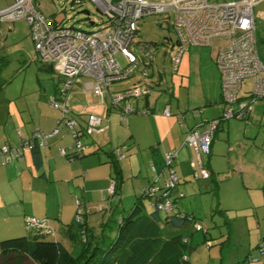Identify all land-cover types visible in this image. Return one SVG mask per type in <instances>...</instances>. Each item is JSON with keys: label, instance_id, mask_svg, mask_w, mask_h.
I'll list each match as a JSON object with an SVG mask.
<instances>
[{"label": "crops", "instance_id": "1", "mask_svg": "<svg viewBox=\"0 0 264 264\" xmlns=\"http://www.w3.org/2000/svg\"><path fill=\"white\" fill-rule=\"evenodd\" d=\"M12 3L13 0H0V9ZM31 42L25 21L20 20L13 24L1 25L0 81L4 85L0 87V147L5 144L18 146L30 141L36 129L50 133L56 127L60 116L59 111L50 106L52 99L56 98L60 80L50 68L41 65L36 53L33 58ZM209 47H211V42L207 48ZM215 53L205 55L200 51L201 56L204 55V58L207 59V68L205 69L208 71L207 74L210 77L212 88L210 91L211 96L203 97V102L191 103V105L188 102L183 103L182 107H184L181 111L182 107L179 106V103L172 102L173 95H169L168 98H166L165 92L160 94L156 92V94L151 95L152 90L155 89L151 90L148 85L151 90L150 94L136 99L133 103L135 107L130 106L133 112L127 114L124 121L121 120L120 116L119 124L125 130L115 126L118 130L124 131V138L126 135L127 138L126 143L121 145L123 139L120 138L117 139V143L114 145L116 147H126L124 158L118 161L114 160L111 149L113 148L111 146L113 135V133L111 135V128L113 124L111 123L112 118L109 116L110 108L103 110V108L96 106L103 104L106 96L103 101H99L90 92L96 99V105L88 108L101 114L98 117L101 122L98 131H87V117L84 118V114L79 111L81 108L78 99L84 86L90 80L85 77L78 78L70 90L68 105L70 114H72L69 116L76 121L80 144L86 147L81 152L80 157L68 159L61 156L58 149L64 148L68 152L73 143L72 138L68 135L65 137L55 136L46 140L47 146L45 148H36V150L24 152L20 159L6 166H0V241L17 237H29L31 239L33 237L32 233L26 231L24 226V220L30 217L49 220L46 224L51 229L53 236L56 235V240L49 241H55L63 247L61 241L57 240L58 236L59 239L77 241L78 243V227L76 226V228L73 225V220L79 219L81 225L86 226L88 229L86 230L88 249L97 245L105 250L117 239L119 220L131 213L134 203L138 199L137 193L139 190L143 191L148 184H154L155 188L161 191L164 188L170 169L174 171L178 178V184L172 191L174 195L173 212L186 213L180 211V209L182 210L180 198L176 197L175 191H178L179 185H182L181 180L184 183L189 182V167H192V163H195V167H192L193 172L199 173L200 170L195 152L184 145V139L188 130L194 127L201 129L203 127L201 124L206 121L195 123V120H193L194 115L191 114V118L185 115L190 110H200V104L214 106L216 108L214 114L218 112L216 119L223 112L220 76L216 74L215 70L211 71L213 68L211 59L213 57L214 62ZM31 64L34 67L35 86L33 88L27 86L25 89L24 85H13L8 88L5 78L9 75V71L25 70ZM142 83L147 85V82L140 78V81L138 80L135 84H132L133 86L129 89ZM245 92L241 94V98L247 95ZM162 96L165 99H161ZM69 100H72L71 103ZM75 100L77 102H74ZM195 105H197V108ZM166 107L169 108L170 112L168 117L162 114ZM142 111L148 113L142 114ZM202 113L205 114L204 111H201ZM180 118H182V122H178ZM204 118L203 120H206ZM88 135H92V138L87 137ZM214 138L215 133L213 140ZM105 140L107 143H105ZM128 142H131V144L128 145ZM126 144L130 147L127 148ZM109 145L111 147L107 149ZM213 146L211 145L212 148ZM212 148L208 156L200 159L202 167H204V170L208 169L210 174L213 172L211 167L216 162H213L216 155ZM171 152H176V156L170 161L169 166H166L164 155ZM36 155L39 157V164L37 165L34 161ZM135 156L141 159L140 164L135 165V168L139 170L136 176L133 175L134 165L132 163ZM119 161H122V163ZM113 162L117 169L114 168ZM209 173L208 176H199L198 179L209 178ZM154 176L158 178L155 183L151 180ZM111 179L116 180L117 183L116 193L113 196L107 194ZM126 183H129L127 189H125ZM197 186L201 190L207 189L202 182H198ZM129 193L131 198L125 203L126 198L130 196H126ZM152 198H145L149 200L147 201V209L152 210ZM76 200H79V205L76 204ZM142 200L141 204L144 208V201L146 200L143 198ZM177 203L180 204V208ZM142 214L148 215L144 212ZM89 222L91 224L88 226ZM140 226L146 227V220L142 216L134 224L133 232L138 231ZM166 229L168 228L165 227ZM193 229H184L180 233L190 232L192 237ZM166 231L177 233L178 229L171 226ZM25 232L30 234L26 235ZM231 233L233 232L229 226V235ZM203 240H205V236H203ZM189 241L190 249H193L191 246L194 240ZM260 241L262 240L255 238L256 245ZM81 248L82 246L75 249V256H78ZM17 257L19 256H12L11 258ZM17 261H21L22 264H35L29 257H21ZM223 263L224 261L221 259L220 264ZM0 264H8V261L0 256Z\"/></svg>", "mask_w": 264, "mask_h": 264}, {"label": "built area", "instance_id": "2", "mask_svg": "<svg viewBox=\"0 0 264 264\" xmlns=\"http://www.w3.org/2000/svg\"><path fill=\"white\" fill-rule=\"evenodd\" d=\"M96 10L105 17V26L94 31L86 32L61 23L42 15L36 0H13V3L0 9V35L2 24H13L20 20L26 22L29 37L41 65L50 68L59 78L60 86L56 98L50 106L59 111L56 127L45 133L36 129L30 141L18 146L2 145L0 147V166L18 160L24 152L34 147L45 148L46 140L55 136H70L73 140L70 150L59 148V154L68 159L81 156L85 149L78 140L76 121L70 117L68 97L71 86L80 77L90 81L84 87L99 101L108 97L111 108L119 109L120 102H125L121 111V120L133 112L128 104L129 100L146 97L150 94V87L141 84L120 94L109 93L108 87L116 82L130 78L143 64L148 66L155 53V46L150 44H134V36L139 28L140 21L145 17L159 16L171 18L170 27L175 34L176 54L171 57L172 72L176 71L182 54L191 47L209 46L210 42L223 40L226 46L218 51L214 58L220 76V95L223 112L217 119L204 122L208 128L200 130L194 127L187 131L184 145L191 148L196 155L199 173L194 172V179L206 177L208 173L203 169L200 159L207 156L210 150L213 134L220 124L230 118L242 119L248 116L251 106L257 101H264V63L257 51V29L254 9L264 0H233L222 3H209L207 0H90ZM80 4L81 0H73ZM94 26V24H93ZM117 55L126 62L122 66ZM144 62V63H143ZM146 76V72H142ZM250 81L252 89L247 91L245 98H241L243 84ZM147 114V111H142ZM162 114L170 116L169 108ZM100 118L89 115L86 130H99ZM115 161L125 156V147L112 151ZM176 156V152L164 155L165 164ZM195 167V163L191 164ZM152 177V182L157 181ZM178 184V178L173 170H169L164 188L159 191L154 184L145 188L141 194L152 198L151 207L164 214L173 212V203L169 192ZM115 180L111 179L107 194L114 195ZM159 192V194H157ZM163 196L158 199L157 196ZM181 198L182 194L179 193ZM79 205V200H76ZM77 223L81 224L79 219ZM45 219L26 218L25 230L39 231L49 237L53 236ZM195 231L201 227L194 224ZM185 240H183L184 242ZM264 252H261V257Z\"/></svg>", "mask_w": 264, "mask_h": 264}, {"label": "rangeland", "instance_id": "3", "mask_svg": "<svg viewBox=\"0 0 264 264\" xmlns=\"http://www.w3.org/2000/svg\"><path fill=\"white\" fill-rule=\"evenodd\" d=\"M36 1L38 9L43 16L66 27L91 32L105 26V17L96 10L90 0H81L80 4L73 3V0ZM207 1L209 3H222L233 0ZM83 12H88V15ZM254 14L256 16L257 51L261 61L264 63V2L255 7ZM88 21L92 22L94 26H90ZM170 21V17L159 16L145 17L140 21L133 43L155 45V53L151 61H148V66L141 64L130 78L111 84L109 93L120 94L132 87V84H135L138 80L140 81L141 78V80L147 82L151 90L153 88L157 90H152L151 95L156 94V92L159 94L165 92L166 98L169 95H173L171 98L172 102H178L180 107L186 102L190 105L191 103L203 102V97L211 96L210 77L205 69L207 68V59L204 58V55L201 56L200 51L205 55L212 52L217 53L218 47L223 49L226 46V42L213 39L209 48H207L208 46L191 47L183 53L176 71L173 73L171 57L176 54L177 50L174 46L176 38L170 27ZM31 45L34 58L35 52L32 42ZM116 58L122 66L126 65L120 55H117ZM211 60L214 68L211 71L215 70L216 74L219 75L213 62V57ZM142 72H146V76H143ZM34 75V67L31 64L25 70L22 69L18 72L9 71L5 81H7L8 88L13 85H24L25 89L27 86L33 88L36 84ZM251 89L252 83L247 81L243 84L241 94ZM83 90L78 99L81 108L79 111L84 114V118L89 115L99 117L100 113L93 112L88 108L96 105V99L90 92L85 90V87ZM162 98L165 99L164 96ZM135 101L136 99H131L128 104L134 108L133 103ZM74 102H77V100ZM124 105L125 102H120L119 109H122ZM96 106L103 108V110L110 108L109 116L112 118L111 123L113 124L111 128V135L113 133L111 141L112 151L124 147L114 146L117 143V139L120 138L123 139L120 143L121 145L126 143L127 135L124 138V131L116 128V126L123 128L119 124L121 111L111 108L107 97H105L103 104ZM195 107L197 108V105ZM199 107L201 108L200 110H190L185 116H190L191 118L194 115L193 120H195V123L216 119L218 112L214 114L216 112L214 106H203V104H200ZM201 111H204L205 114H201ZM210 114L214 115L208 116ZM203 118L206 120H203ZM244 118H230L220 121L218 130L215 131L213 144H211L212 146L215 144L211 148L216 155L213 160V162H216L211 167L212 174L206 169L210 175L209 178L195 180L193 169L190 166L189 182L184 183L181 180L180 183L182 185H179V190L175 191V195H178V193L182 194L179 199L182 208L180 211L191 213L201 227L200 231L193 230L192 237H189V240H194L191 246L193 248L191 253L186 252L189 264H220L221 259L224 261L223 264H264V258L260 261H251L249 259L250 256L256 255L254 249L259 242L256 245L255 238L262 240L264 245V101L254 103L248 116ZM180 121L182 122V118L178 120V122ZM202 126L200 130L208 128L206 123ZM123 129L125 130V128ZM87 137L92 138V135ZM105 143H107L106 140ZM130 144L131 142H128V145ZM111 146H107V149ZM129 147L127 146V148ZM133 159V175L136 176L139 170L135 168V165L140 164L141 159L138 156ZM119 162L122 163V161ZM141 172L143 173L142 170ZM127 173L130 174L129 171ZM126 176L128 177L127 174ZM198 182H202L207 189H199L197 186ZM128 187L129 183H126L125 189ZM141 191L139 190L137 193L138 197H140ZM172 191L170 192L172 193ZM128 195L130 196L126 198L125 203L131 198V194L129 193L126 196ZM173 197L172 193L170 199L173 200ZM145 198L147 197L143 198L146 200L144 201L143 212L149 214L151 209L146 207L149 200ZM177 206L180 208V204L177 203ZM164 215L163 212L160 213L161 218ZM47 221L49 222V220ZM90 224L91 222L88 223V226ZM171 226L169 224L166 225L168 229ZM229 226L233 232L231 235H229ZM81 229L83 231L88 230L86 226L77 228L78 243L77 241H68L61 238L60 240L57 236V240L61 241L63 247L72 256L75 253V249L81 247L83 241H87L86 231L84 236L80 238ZM25 233L26 235L30 234L28 232ZM55 236V234L53 238L47 236L46 240H56ZM203 236H205V240H203ZM188 247H190V241ZM89 264H93V262Z\"/></svg>", "mask_w": 264, "mask_h": 264}, {"label": "trees", "instance_id": "4", "mask_svg": "<svg viewBox=\"0 0 264 264\" xmlns=\"http://www.w3.org/2000/svg\"><path fill=\"white\" fill-rule=\"evenodd\" d=\"M3 85L4 83L0 81V87ZM36 148L34 147L32 150H36ZM78 157L80 156L73 159ZM34 161L36 165L39 164L37 155L34 156ZM113 165L117 169L114 162ZM116 189L117 183L115 180L114 194ZM169 195H171V192H169ZM162 196L163 194L157 196V198L160 199ZM176 196L179 198L178 195ZM142 198L144 196L140 194L131 213L119 220L117 239L105 250L97 245L88 249L89 244L87 241H81V251L77 257H73L55 241H47V235L34 231L31 232L33 235L31 239L29 237H17L1 240L0 256L8 261V264H22L21 261H17L21 257H29L35 264H89L90 262H93V264H188L186 252L190 253L192 251L188 247L191 233L186 232V234L179 231L193 228L194 224H198V222L191 214L181 212L168 213L161 218V212L155 208H152L148 215H143ZM141 216L146 220V227L140 226L138 231L133 232L132 228L141 219ZM167 224L177 228V233L166 231L168 230H165ZM73 225L82 226L74 220ZM85 231L81 229L80 238L84 236ZM183 240L185 241L183 242ZM254 250L256 255L250 256L251 261H260L264 258V256L261 257V252H264L263 241H260ZM12 256L19 257L12 259Z\"/></svg>", "mask_w": 264, "mask_h": 264}, {"label": "water", "instance_id": "5", "mask_svg": "<svg viewBox=\"0 0 264 264\" xmlns=\"http://www.w3.org/2000/svg\"><path fill=\"white\" fill-rule=\"evenodd\" d=\"M84 14H86V15H88V12H83ZM88 24L90 25V26H93V23L92 22H89L88 21ZM150 44V43H149ZM150 45H152V44H150ZM152 46H155V45H152Z\"/></svg>", "mask_w": 264, "mask_h": 264}]
</instances>
